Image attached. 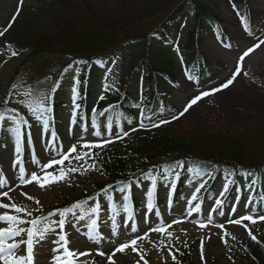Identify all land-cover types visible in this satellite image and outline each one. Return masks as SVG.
<instances>
[{"label":"rangeland","instance_id":"1","mask_svg":"<svg viewBox=\"0 0 264 264\" xmlns=\"http://www.w3.org/2000/svg\"><path fill=\"white\" fill-rule=\"evenodd\" d=\"M85 1L90 4L92 14H100L102 15L101 18H105L108 11L114 13L113 10L117 0H0V18L2 20L0 32L4 33L0 36V104H2L5 98L11 79L14 78L21 62L27 55L24 53L23 56H13L10 43L23 36L24 27H29L32 35H47L45 37L47 39V46L42 45L43 49H52V54L56 56L62 55L64 53V37H56L57 26L65 20L70 24H74V26L77 25L79 23L77 20L80 17L72 9V5L77 2L84 4ZM198 2L204 4L206 8H209L210 11L218 15L220 23L217 26L220 30L227 32L228 35L227 43L224 44L220 41L217 28L212 27L207 33L202 35L203 41L199 52L200 55L206 60L220 64V69L212 77L200 81L197 78L186 75L184 72L186 56L183 49V41L190 31L193 22L189 23L185 16H181L172 25L176 34L168 43L167 48L169 50L166 51V55L163 58L155 60V63H166V67L180 71L175 84L169 82L168 89L162 88L170 108L163 117L156 120L167 119L171 122L156 128H152L151 125H145V128L140 129L138 121L137 125L125 128L124 132L126 131L129 134L124 139H115V136H113L115 142L107 147L114 145L124 147V145L131 143L136 136L142 133L162 132L164 130L184 140L196 139L198 141H207L210 139L217 142L221 139H243L245 143L251 142L250 140L256 133L264 132V45H261L260 48L252 52L248 57H245L242 74L227 89H222L213 95L204 97L184 113V115H179L186 103L195 96L204 91L211 92L214 89L220 88L234 72L239 62V56L254 43H258L259 39H264V0H246L247 7L254 12L256 19L259 21L256 27L249 33L246 30L244 14L241 12L237 1L198 0ZM133 6L134 11L141 8L139 0H133ZM163 12L164 3L153 14L148 12L143 15L145 19L142 18L143 16L134 15L133 19L136 21L128 26V28L143 36L154 28H152L153 22L160 19ZM83 29L86 30L85 28ZM50 42L53 44L51 45ZM144 49L145 46L142 44H132L125 48L123 53L115 60L121 68L120 71L123 73L127 71L129 64L132 65L143 54ZM76 70L71 72L66 87L63 88L62 97L66 102V110L59 111L56 129L42 130V122L38 124L31 123L33 125L31 127L33 140H26L21 146V155L25 164L30 159H36L40 156L42 146L46 149L44 156L54 157L56 156L57 147L63 151L73 143H77L80 137L85 138L87 141H94L96 139L95 136L90 134L91 132L81 134L77 128H73L72 113L74 108L72 105L71 88L73 87ZM244 72L247 74L244 75ZM142 75L144 76V73ZM24 77L26 78V76ZM16 80L18 82L22 78L20 77L19 79L18 76ZM50 85V82H47L45 85L46 94L49 93ZM101 86H104L103 78ZM131 87L132 92L136 96L140 98L145 96L146 84L141 79L136 78L133 80ZM101 95L98 94L97 100H99ZM16 96L12 100L13 103L20 99ZM0 109H2V106ZM174 116H179V118L173 119ZM133 127H136L138 130L131 131ZM52 131L59 134V136H55V143L52 142L49 136V133ZM27 132L28 128H25V136H27ZM252 142L248 150L250 155L259 156L264 153V146H258L254 143L251 147ZM48 149L51 150L50 153L47 151ZM14 158L13 144L9 143L7 135H4V144L0 150V180H3L4 183H7V178L13 176L14 173L18 176L16 169L12 168ZM73 163L75 164V161ZM254 180L256 184L252 188L250 187V177L242 176V181L247 184L246 197L238 205V192H236L227 204L222 203L218 210L211 212L209 211L210 209H216L214 202L217 198L221 199L227 194L222 196L220 194L225 182L217 189L216 200L214 202H207L204 208H202L199 201V197L205 188L202 189L197 194L198 200L194 202L200 204L201 211L199 213L194 212L192 216L187 215V210L191 207L188 201L195 193V189L199 184L191 187L188 199L178 205L171 204L170 196L168 195L170 186L167 188L158 187L157 193L162 198L165 197L166 200L162 205L154 206L153 212H148L146 209V192L150 188V183H146L135 189L137 199L142 198L144 206L138 212L130 209L132 211V218L130 220L127 214L123 213L122 208H117L115 203L112 205L120 213L117 216V224L120 223L121 215L125 217V226L118 229V235L113 236L111 239L108 238L107 234L111 229L104 227V224L107 219L108 225H111L110 217L112 211L111 207H107L110 202H104L102 203L101 216L98 218L101 226L99 231L104 236V239L98 242L89 241L85 235V222L76 223L73 219L72 223L75 227L69 229L66 226L70 247L77 251H80L81 247H84L86 251H92L91 256L83 257L81 261H93L91 262L92 264H107V257L96 255V250L99 249L107 252L119 243L135 238L137 233L132 232L127 225L136 226L139 232H143L157 221H161L167 225L174 219H183V223L173 224L168 229V233H171L172 236L170 241L167 239V234L161 236L158 233H151L148 239L145 240L146 243L144 245L146 246L139 243V247L146 253L145 258L149 261V264L174 263L169 255L168 248H160L161 239L171 246L172 254L177 259L181 255H185L192 264H251L253 262V252L264 258V222L257 220L255 225L249 221L244 222L249 226L253 235H256L258 240L261 241V243L257 244L248 236L247 229L240 225L231 224L230 221L244 214H252L254 216L264 215V202L261 201V198L264 197V187L260 186V196L257 202H255V193L257 186H259L258 184L260 183L261 185V181L259 179ZM102 182H104V175L97 169L96 171H88L84 175L74 174L69 180L45 189H40L35 185L19 187L11 192L10 195L16 203L24 204L30 209H34L36 205L33 202L19 195L20 192L28 193L40 200L43 206V213L36 214L47 215L53 209L71 206L76 201L89 198L95 194L96 187ZM249 198L253 201L251 205L247 203ZM0 202H7V199L2 198ZM120 202L123 204V201ZM154 212H158L160 215L156 216ZM209 216L211 217V223L206 228H200L194 222L198 220L207 222ZM145 217H147V222L144 221ZM217 224H223L224 229L216 227L215 225ZM224 231H227V236H224ZM55 235L56 233H49L43 241L35 245V264H51V258H42V256L47 253L52 256L54 255L51 249L55 245L51 243V240L55 238ZM177 237L179 238L178 240ZM23 238L26 239V236ZM201 240L204 241V260H201ZM225 240L227 241V245L224 242ZM24 249L25 245H21V249L17 251V255L21 254ZM127 254L129 253L117 254V264H137L139 256L132 251L130 256H127ZM141 264H143L142 261Z\"/></svg>","mask_w":264,"mask_h":264},{"label":"trees","instance_id":"2","mask_svg":"<svg viewBox=\"0 0 264 264\" xmlns=\"http://www.w3.org/2000/svg\"><path fill=\"white\" fill-rule=\"evenodd\" d=\"M235 1L239 3L240 10L244 14L246 30L249 33L259 21L254 12L247 7L246 0ZM81 2L72 5V9L80 17L77 20L79 23L74 26L65 20L57 26L56 37H64L62 55L56 56L52 54V49H43L42 45L47 46L45 38L47 35H32L29 27H24L23 36L10 43L12 51L18 56H23L24 53L27 55L21 62L16 75L11 79L5 97L13 85H15L13 98L25 92L32 93L30 97L25 98L26 100L37 103L45 96L54 97V117L57 111L66 106L62 97L63 88L66 87L71 72L78 68L81 83L78 86L77 103L80 108L76 126L82 131L95 125L97 131L109 135L115 127L122 130L126 125L137 124L139 112L151 116L155 121L164 116L170 108L162 88L168 89L169 82L175 84L180 72L166 67V63H155V60L163 58L169 50L168 43L176 34L172 25L181 16H185L189 23L193 22L183 41L186 75L200 81L212 77L221 67L220 64L203 58L199 52L203 41L202 35L210 28H217L223 44L227 43V32L220 30L217 26L220 23L218 15L198 0H139L141 8L136 11L133 9V0H117L114 13L108 11L105 18H101L100 14H92L87 1L84 4ZM163 3L164 12L160 19L153 22L152 28H154L149 33L142 36L128 28L136 21L133 19L134 15L142 17L148 12L153 14ZM142 18L145 19V16ZM1 21L0 18V23ZM132 44H142L145 49L143 54L132 65L129 64L127 71L123 73L115 60L125 48ZM108 69H111V72H108ZM106 73L107 80H105ZM18 76L22 80L17 82ZM102 78L104 85L105 83L108 85L107 91L104 90V86H101ZM136 78L146 84L143 98L132 92L131 86ZM48 81L51 85L49 93L46 94L45 85ZM98 94L104 95L105 99L97 100ZM16 97L22 98L20 95ZM1 106L0 111H4L16 105L13 102L9 105L2 102ZM94 108L97 109L95 113ZM106 108L108 111L105 116H100L99 112ZM29 119L30 122L36 123L30 116ZM144 123L150 125L148 120ZM250 141H253L251 147L254 143L264 146V132L256 133ZM251 142L245 143L243 139H221L217 142L210 139L207 141L184 140L166 130L142 133L124 147L114 145L103 150H95L96 167L99 170L102 168L104 182L96 187V192L91 197L107 185H113L115 188V186L132 184L134 187L147 181L144 177L149 172L157 175L162 173L169 164L182 161L185 168L181 170L175 200L184 199L188 187L192 185L191 182L197 180L187 172V168L193 166H200L208 171L215 170L213 180L209 183L210 194L206 193L205 200L212 198L211 191L222 178H228L230 173L232 174L230 193L235 189L240 190L243 198L246 193V184L241 180L242 175L253 180L259 179V181L261 177H264V153L259 156L250 155L248 150ZM183 176H186L187 180H183ZM83 200L86 199L80 201ZM252 258L251 264H264V258L256 252H253ZM177 260L180 264H192L185 255H181Z\"/></svg>","mask_w":264,"mask_h":264},{"label":"snow or ice","instance_id":"3","mask_svg":"<svg viewBox=\"0 0 264 264\" xmlns=\"http://www.w3.org/2000/svg\"><path fill=\"white\" fill-rule=\"evenodd\" d=\"M10 26V25H9ZM4 33L0 32V36ZM264 45V39H259L258 43H254L246 51L239 56V62L232 73L231 77L217 89L209 91H204L199 95L192 98L183 108V111L179 114L184 115L189 109L198 103L204 97L213 95L222 89H227L238 76L242 74V67L245 57H248L256 49ZM13 56L18 55L16 52L12 53ZM111 72V69H108ZM244 75L247 73L244 72ZM80 70H76L74 76L72 92V101L74 111L72 113V120L77 119L80 105L77 103V97L79 95L78 86L81 81L79 79ZM105 80H107V73L105 75ZM58 90V88L56 89ZM104 90H108V85L105 83ZM15 93V85L10 89L8 95L3 99L5 105L12 103L13 94ZM20 95L22 98L15 101L13 107L6 108L4 111H0V134L7 135L9 143L13 144L15 158L12 162V168L16 169L18 176L14 173L13 176L7 178V183L0 180V199L6 198L7 202H0V264H35L34 247L40 241H43L47 234L56 233L55 238L51 240V243L55 245L51 249L52 252L56 253L51 258V264H80L81 258L89 257L92 255V251H77L70 247V240L68 232L66 231V226L69 229L75 227L72 223L74 219L76 223L85 222L86 232L85 235L87 239L92 242H98L104 239L101 235L99 228V219L102 211L101 197L107 202H110L107 207H111L112 215L111 225H108L107 219L105 220L104 227H109L111 230L108 232V238L111 239L113 236L118 235V229L124 227L123 215L120 216V223L117 224V216L120 215L116 207L112 206L116 201L115 193L122 194V209L123 213L127 214L128 219L132 218V211L129 209L128 200L132 195V184H125L123 186L107 185L93 197H89L83 201H76L71 206H65L63 208H56L48 212L47 215H37L36 213H43V206L40 200L29 195L28 193L20 192L28 201L33 202L36 207L30 209L24 204L16 203L11 192L15 191L19 187H27L29 185H35L40 189H45L51 187L55 184H60L69 180L74 174L84 175L88 171H96V153L95 150H103L107 148L108 145L115 142V139L122 140L127 136L128 132L116 133L113 128V135H105L102 131H97L95 125L92 126V135L96 137L94 141H87L85 138L80 137L77 143H73L69 147L65 148L63 151L59 147L56 149V156H44L46 149L42 146L40 149V156L36 159H30L27 164L24 163L23 157L21 155L22 143L33 140V133L31 132V127L33 125L30 123L29 116L34 119L37 123L42 122V130H49L50 121L54 120V97H43L37 103L32 100H26V97L32 95L31 92H25ZM100 100H104L105 96L101 95ZM51 105V106H50ZM23 110V111H22ZM97 109H93L95 113ZM108 109H104L99 112L100 116H105ZM140 129L145 128V120H148L152 128L160 127L163 124L170 123L171 121L167 119L154 121L151 116H147L143 112L138 113ZM179 116H174L173 119H178ZM28 128L27 136H25V128ZM138 130L133 127L131 131ZM107 131V128H105ZM50 139L55 143L56 132L52 131L49 133ZM14 138V139H13ZM38 138V137H37ZM79 149V150H78ZM50 153V149L47 150ZM91 160V164H89ZM75 161V164L73 163ZM185 168L184 162L177 161L174 164H169L163 169L162 173L153 175L149 172L144 178L150 181V188L146 192V209L148 212L154 211L153 197L157 194L158 180L161 183H165L166 186L170 185L169 196L175 190V183L181 177V170ZM102 172V168L100 169ZM187 172L193 178L200 179L201 182L199 186L195 189V193L191 196L188 204L191 207L187 210V215L192 216L193 213H199L201 211V206L199 203H194L198 200V193L206 187L207 180L213 178L215 170L208 171L200 166L188 167ZM174 174V175H173ZM232 174H229L228 179L221 189V196L229 191L230 185L232 184ZM256 184L255 180L250 178V187L254 188ZM261 186L264 187V177H261ZM114 188V191H113ZM264 202V197L261 198ZM216 209H210L209 211L218 210L222 205L223 200L217 199L215 202ZM249 205L253 204L251 198L247 201ZM154 215L159 216L158 212H154ZM71 217V219H70ZM56 218V219H53ZM257 220L264 222V215L254 216L252 214H244L239 218L230 221L231 224L240 225L248 230V236L252 241L257 244L261 243L256 235H253L251 229L245 221L251 222L255 225ZM147 222V217L144 218ZM183 219H174L167 225L161 221H157L155 224L150 225L146 231L139 232L136 226L131 224L127 227L134 233H137L135 238L131 240L119 243L114 248L110 249L108 252L97 249L96 255L106 256L107 264H117V254H124L126 250L131 249L133 253L139 256L137 264H149V261L145 258L146 253L139 247V242L147 240L151 233H158L161 236L167 234V239L170 241L172 239L171 233H168V229L172 227L173 224L183 223ZM199 225L200 228H206L208 224L211 223V217L209 216L207 222L204 220L194 221ZM43 225V227H41ZM216 227L224 229L223 224H217ZM58 230V231H57ZM115 230V231H113ZM227 231H224V236H227ZM26 236V239L23 238ZM21 238V239H17ZM179 238L177 237V240ZM223 239V237H222ZM227 245V241H224ZM21 245H25V249L21 254L17 255V251L21 249ZM155 246V245H154ZM160 248H168L169 255L171 256L174 264H180L177 257L172 254V249L165 240L161 239ZM177 251H179L177 249ZM201 260H204V241L201 240L200 244ZM116 258V259H114Z\"/></svg>","mask_w":264,"mask_h":264},{"label":"bare ground","instance_id":"4","mask_svg":"<svg viewBox=\"0 0 264 264\" xmlns=\"http://www.w3.org/2000/svg\"><path fill=\"white\" fill-rule=\"evenodd\" d=\"M139 243H141V245H143V246H146V245H144V243H146V241L145 240H143V241H140ZM80 251H86V249L84 248V247H81L80 249H79ZM88 251V250H87ZM108 252V251H107ZM52 253H54V252H52ZM125 253H129V254H127V256H130L131 255V249H129V250H126V252ZM56 253H54V255H55ZM119 256V255H118ZM122 256V255H121ZM52 258V255H49L48 253L46 254V255H43L42 256V258Z\"/></svg>","mask_w":264,"mask_h":264}]
</instances>
